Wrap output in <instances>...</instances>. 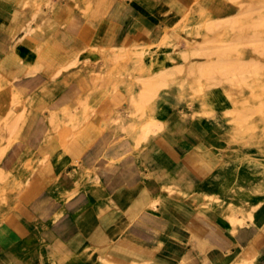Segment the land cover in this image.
I'll return each instance as SVG.
<instances>
[{"label":"crops","instance_id":"0c3cea01","mask_svg":"<svg viewBox=\"0 0 264 264\" xmlns=\"http://www.w3.org/2000/svg\"><path fill=\"white\" fill-rule=\"evenodd\" d=\"M155 1L0 0L1 57L29 111L5 167L46 159L0 231V264H264V202L234 223L197 202L220 152L184 131L111 128L138 118L111 115L91 48L152 43Z\"/></svg>","mask_w":264,"mask_h":264},{"label":"rangeland","instance_id":"374dc122","mask_svg":"<svg viewBox=\"0 0 264 264\" xmlns=\"http://www.w3.org/2000/svg\"><path fill=\"white\" fill-rule=\"evenodd\" d=\"M176 1L156 0L153 3L157 36L152 43L91 48L95 56L99 55L101 59L95 64L101 63V66L96 71H92L90 75L93 76L96 88L104 86L107 90L104 95L105 99L110 102L111 115H120L121 113L116 109L125 105L128 107L127 116L138 118V125L116 126L112 124L111 128L119 127L122 131H126V128L135 129L150 118L156 117L162 120L163 126L148 135L169 131L175 134V132L184 131L186 134H191V144L198 146L200 143H206L207 149L220 152L222 157L220 165L224 163L228 165L234 161L264 164V152L260 150L257 152L241 151L237 146L249 130L246 129L244 120L234 118L233 109L236 104L237 106L244 104L248 86L242 85L241 90L240 88L237 90L223 77L206 80L200 69L202 66L228 57L258 61L261 65L259 74L246 77L245 80L255 79L257 85L264 83V54L254 51L248 43L242 40L243 33L239 34L238 29L232 28L227 22L220 24L221 27H217L218 29L213 28L212 32L204 31L201 27L209 15L223 19L231 16L237 17V10L241 6L264 5V0ZM178 1L185 6L180 5ZM20 2L21 0L19 4ZM11 12L21 14V11L13 9ZM243 22L246 23L247 19L243 18ZM260 30L264 34V24ZM206 33V37H216L222 44H228L230 49L224 52L203 54L202 46L208 43L204 37ZM122 46L126 48L119 59L114 58V55L110 56V53L115 54L112 52ZM1 56L0 53V172L2 174H0V231L7 225L16 202L27 192L26 187L37 178L39 166L46 162V159L22 157L15 167L11 169L5 167L6 154L19 139L29 111H27L25 99L13 87V79L5 71L7 62ZM189 67L194 69V75L200 79L204 78L202 79L204 86H200L199 81L193 75H188ZM107 77L111 83L107 81ZM148 78L157 79V90L145 107L133 115L136 110L132 103L133 96L144 91L142 83ZM111 79L114 81L113 84ZM97 82L99 84L96 85ZM262 96L264 97V92ZM175 119L176 121L178 119L188 120L190 123L184 125L170 123ZM249 119L254 121L255 131L262 134L264 126L259 121V116L253 113ZM7 121H10L11 126L9 124L7 126ZM54 126L55 124L52 123V127ZM69 127L74 129L77 126L70 125ZM174 128L176 129L173 130ZM231 132H236V139H233ZM228 192L229 190H217L209 197L201 194V200L197 202L212 208L215 207V203L229 206L234 199ZM252 201L254 204L262 203L264 196L258 195Z\"/></svg>","mask_w":264,"mask_h":264},{"label":"bare ground","instance_id":"6f19581e","mask_svg":"<svg viewBox=\"0 0 264 264\" xmlns=\"http://www.w3.org/2000/svg\"><path fill=\"white\" fill-rule=\"evenodd\" d=\"M237 11H238L237 17L231 16L227 19L209 15V17L203 21L201 27L203 28L204 31L212 32L213 28H217V27L220 28L221 27L220 24L227 22L228 24L231 25L232 28L238 29L239 34L240 33L244 34V35L242 34L243 36L242 40L248 43L254 51L264 54V34L260 30V27L263 26L264 24V20H263L264 5L247 4L241 6ZM243 18L247 19L246 23L243 22ZM207 33L204 34L205 35L204 37L206 40H208V43L206 42L207 44L202 46V50H204L202 52L203 54L215 53L218 51L224 52L230 49V46L228 44H222V42L218 38L206 37ZM124 48H126V46H122L118 48L117 51L112 52L115 54L110 53V56L114 55V58L117 57V59H119L124 53ZM113 61H115V59ZM69 66L71 65H67V67ZM62 67L64 68V66ZM64 69L65 70L67 69L66 66ZM200 69L202 70L203 75H205L206 80L217 79V77H223L230 83L232 87H234L237 90L242 85L248 86V94L244 99V104L239 106H237L236 104V106L233 109L234 118L244 120L246 123V129L249 130L246 132L247 133L246 137L244 139L242 138L243 140L241 141L240 144H237V146L241 151L257 152L258 150H260L261 152H264V128L262 129V134L258 133L254 129V125H255L254 121L249 119L251 114L256 113V115L259 116V121L264 126V97L263 96L261 97V95L264 92V83L261 85H257V81L255 79L245 80L246 77H252L259 74V71L261 69V65L259 64V62L253 60L228 57V58L220 59L217 62H214L213 64H207L204 67L202 66ZM193 72L194 69L189 67L188 75L191 76L193 75V77H195V79L199 81L200 86H204L202 80L204 78L202 77V79H200V77L194 75ZM53 74H56L55 76H57L60 73H56V72L54 73L53 71ZM107 81H108V77H107ZM98 82L96 83V85L99 84ZM113 83L114 81L112 82V84ZM157 84L158 81L156 78H148L143 81L142 85L144 91H140L138 95L133 96L132 103L136 109L133 115H136L143 107H145L146 103L155 94L157 90ZM257 87H261V88H257ZM239 90H241V88ZM6 123L7 126L8 124L9 126H11L10 121H7ZM162 126H163V122L161 119L152 117L148 121L143 123L140 127H138L136 131L135 139L138 138L143 140L153 130L157 128L160 129ZM231 134L233 139H236L237 137L236 132H231ZM217 190L220 191L229 190L228 193L234 199L233 202L230 203L229 205V209L231 211L230 212L227 211L229 212L227 216L229 217V220L232 223L239 221L236 215V213H238L237 210L238 208L241 209L244 212V214L248 216L251 215V213L255 208V205H257L253 203L252 199L257 198L258 195L264 196V164H254L253 162H238V161L230 162L228 163V165H226L225 163L221 164L219 167L215 168V170L202 182V184L199 187V192L203 194L204 197H209L213 192H216ZM152 206H154V204H152ZM223 212L225 213V210ZM58 216L59 213H56L53 216V219H57ZM131 264H136V263H131Z\"/></svg>","mask_w":264,"mask_h":264}]
</instances>
